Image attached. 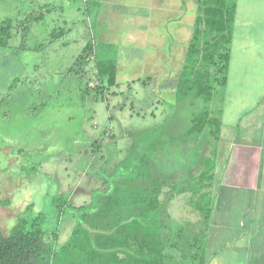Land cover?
Wrapping results in <instances>:
<instances>
[{
  "label": "rangeland",
  "instance_id": "rangeland-1",
  "mask_svg": "<svg viewBox=\"0 0 264 264\" xmlns=\"http://www.w3.org/2000/svg\"><path fill=\"white\" fill-rule=\"evenodd\" d=\"M232 1L183 2L191 15L189 27L196 13L202 15L191 45L201 61L212 45L224 44L217 30L220 6ZM172 2L179 7L182 0ZM134 8L122 6L119 12L105 4L103 20L96 24L84 0H0V22L13 19L9 43L0 46V199L10 201L0 204L4 235L30 204L48 214L46 227L51 229L58 222L54 195L64 193L73 205H85L118 181L141 186L156 182L166 231L174 237L179 230L203 236L206 184L199 186L203 182L197 170L168 174L192 165L198 156L197 141L183 135L203 101H179L174 93L176 69L166 76L165 67L147 63L154 46L136 38L146 17L124 22ZM30 13L45 14L23 35L20 22ZM103 34L118 40L114 87L97 74L98 54L77 62L87 43L103 41ZM151 142L158 150H151L147 178L140 179L138 158ZM76 223L71 213L62 216L57 246L69 238ZM167 251L181 258L173 246Z\"/></svg>",
  "mask_w": 264,
  "mask_h": 264
},
{
  "label": "crops",
  "instance_id": "crops-1",
  "mask_svg": "<svg viewBox=\"0 0 264 264\" xmlns=\"http://www.w3.org/2000/svg\"><path fill=\"white\" fill-rule=\"evenodd\" d=\"M84 1L86 12L95 16L96 24L103 20L105 4L113 11L117 7L119 12L122 6L134 5L131 18L124 21L128 24L146 17L136 38L139 43L154 46L147 63L165 67L166 76H173L176 69V94L198 20L202 23L201 13L195 14L189 27L191 15L185 0L179 7L173 6L172 0H127V4L123 0H97L98 7L92 13L88 12L89 0ZM234 3L227 79L216 85L209 104L211 115L221 120L219 138L200 136L195 143L198 156L192 165L167 173L182 176L197 170L198 177L214 163L209 172L213 175L211 184L203 188L213 204L205 228L206 264H264V0ZM60 31L64 34L68 30ZM102 37L103 41L96 38L94 42L116 57L118 40L104 34ZM114 37L117 39L118 34Z\"/></svg>",
  "mask_w": 264,
  "mask_h": 264
},
{
  "label": "trees",
  "instance_id": "trees-1",
  "mask_svg": "<svg viewBox=\"0 0 264 264\" xmlns=\"http://www.w3.org/2000/svg\"><path fill=\"white\" fill-rule=\"evenodd\" d=\"M235 6L234 0L230 5L220 6L223 15L219 18L217 30L223 33L221 40L224 44L212 45L211 51L204 54L205 60L201 61L195 57L193 50L196 49L191 42L188 58L177 81V99L190 98L192 103L203 101V106L196 111L183 135L192 141H198L202 135L218 140L220 135L221 120L211 115L209 104L216 85L224 84L227 79ZM87 7L88 12L92 13L98 7V1L89 0ZM41 8L50 11L47 5ZM44 14H28L20 22L22 34H26L31 22L40 20ZM12 26V18L0 22L1 47L8 45ZM102 48L92 42L87 43L77 62L84 56V60L88 61L90 55L98 54L97 74L106 77L109 86H114L117 84L116 58ZM152 145V142L146 144L138 158L140 179L147 178ZM154 150H158V146ZM213 167L212 162L199 175V180L206 187L213 179V175H209ZM160 192L161 186L156 182L141 186L117 181L107 192L99 194L96 200L80 206L73 205L68 196L59 193L52 197L58 222L51 229L46 227L48 214L43 210L35 211L33 204H30L7 235L0 229V264H206L205 231L199 238L186 234L184 230H179L175 237L168 233ZM203 200L202 220L206 228L213 204L210 195ZM9 203L8 199H0L1 205ZM66 213H71L77 223L69 238L57 246L58 224ZM168 245L180 250L181 258L169 253Z\"/></svg>",
  "mask_w": 264,
  "mask_h": 264
}]
</instances>
